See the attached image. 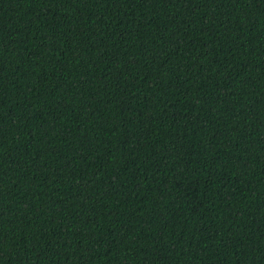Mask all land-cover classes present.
<instances>
[{"label":"trees","instance_id":"16d2710c","mask_svg":"<svg viewBox=\"0 0 264 264\" xmlns=\"http://www.w3.org/2000/svg\"><path fill=\"white\" fill-rule=\"evenodd\" d=\"M0 264H264V0H0Z\"/></svg>","mask_w":264,"mask_h":264}]
</instances>
